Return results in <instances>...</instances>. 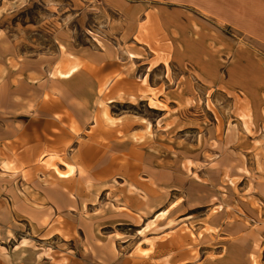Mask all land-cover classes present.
<instances>
[{"label":"crops","instance_id":"1","mask_svg":"<svg viewBox=\"0 0 264 264\" xmlns=\"http://www.w3.org/2000/svg\"><path fill=\"white\" fill-rule=\"evenodd\" d=\"M98 2L122 17L121 31L113 22L85 43L62 35L55 49L36 55L0 42V225L26 222L45 241L89 240L86 259L68 262L46 251L42 264H114L117 258L97 252V234L112 219L152 214L144 230L176 208L162 206L176 191V176L188 181L185 145L168 138L178 119L124 108H157L160 83L149 71L165 63H155V48L172 59L183 53L179 39L200 24L264 37V0ZM152 25L160 33L155 48Z\"/></svg>","mask_w":264,"mask_h":264},{"label":"rangeland","instance_id":"2","mask_svg":"<svg viewBox=\"0 0 264 264\" xmlns=\"http://www.w3.org/2000/svg\"><path fill=\"white\" fill-rule=\"evenodd\" d=\"M121 18L98 0H0V42L36 55L55 49L62 35L85 43L110 32V23L121 31ZM193 29L197 33L179 39L183 53L174 51L168 60L155 48L160 33L152 25L155 63L165 67L149 73L161 97L152 102L157 108L124 107L178 119L168 138L185 145L188 181L174 177L176 191L162 208H176L158 226L143 230L152 214L138 212L134 222L115 218L97 234L100 258H117L114 264H264V37L230 26ZM241 114L248 115L247 125ZM84 242L89 246L88 236L79 234L45 241L33 237L26 222L3 224L0 264H42L46 251L80 262ZM21 243L25 250L12 252Z\"/></svg>","mask_w":264,"mask_h":264},{"label":"bare ground","instance_id":"3","mask_svg":"<svg viewBox=\"0 0 264 264\" xmlns=\"http://www.w3.org/2000/svg\"><path fill=\"white\" fill-rule=\"evenodd\" d=\"M241 121L243 122L244 125H247L248 123V115L246 114H241ZM62 175H65L66 173L60 172ZM162 215H165L162 213Z\"/></svg>","mask_w":264,"mask_h":264}]
</instances>
